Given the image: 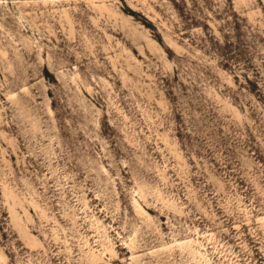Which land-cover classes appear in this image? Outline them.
<instances>
[{
  "label": "rangeland",
  "instance_id": "obj_1",
  "mask_svg": "<svg viewBox=\"0 0 264 264\" xmlns=\"http://www.w3.org/2000/svg\"><path fill=\"white\" fill-rule=\"evenodd\" d=\"M0 264H264V0H0Z\"/></svg>",
  "mask_w": 264,
  "mask_h": 264
}]
</instances>
